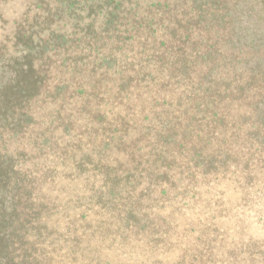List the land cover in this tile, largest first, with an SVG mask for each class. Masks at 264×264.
<instances>
[{
    "label": "rangeland",
    "instance_id": "374dc122",
    "mask_svg": "<svg viewBox=\"0 0 264 264\" xmlns=\"http://www.w3.org/2000/svg\"><path fill=\"white\" fill-rule=\"evenodd\" d=\"M153 1L0 0V79L33 47L40 84L0 132L31 257L0 264H264V0Z\"/></svg>",
    "mask_w": 264,
    "mask_h": 264
},
{
    "label": "trees",
    "instance_id": "16d2710c",
    "mask_svg": "<svg viewBox=\"0 0 264 264\" xmlns=\"http://www.w3.org/2000/svg\"><path fill=\"white\" fill-rule=\"evenodd\" d=\"M230 1L231 0H197L195 2V8L197 9L196 18H203L205 23H206V21L207 22L212 21L208 18L209 17L210 18H216L217 16L220 15V13L217 11H214V10L210 11L207 8L210 7L211 4L212 5H226L228 3H231ZM192 2L194 3L193 0H192ZM161 3H162L161 1L156 0L155 2L153 1L151 3V6H156L155 10H159ZM162 7L164 8L161 10L162 13L166 12L167 11V9H166L167 4L163 5ZM195 22L197 23V20H195ZM165 31L167 32L166 35H171V31H169L168 28ZM44 44H45V42H44ZM32 48L33 47H31V49L28 47L24 48L21 51V55H20L22 57H16L18 59V61H19V59H22V58H24V61L14 62V65H16V66L14 68H12V73L15 76V78H14L15 79L14 81H16L15 83H11L13 81L10 82L9 80H5V82H3L0 79V132L2 129L6 128V129H9V130L13 131L14 133H16L19 131V129L21 127H23L25 125V122L27 121V117H28L27 113H25V117H19L20 115H24V113L21 110H19V108L21 107V105H23V103L25 102L26 99L29 100L30 98H32L37 93V91L39 89V85H40L39 80L37 79V78H39L38 75H36V76L33 75V77H31V74H30V77L29 76L26 77V75H25L26 71H25V69H23V66H25V63H26V65L28 64V66L30 67L27 70L28 72H30L32 70L33 71L36 70V68L33 67V66H35L34 59L37 57V56H35L36 54H38V56H39V51H35ZM41 55L44 56L45 52ZM9 57H13V56H9ZM22 72H23L25 78H30L29 83L31 84V90L29 92H28L27 86H25L24 88L19 87V83H20L19 76L21 75ZM17 79H19V80H17ZM19 89L20 90L23 89V91H25V92H23V96H16V93L18 92ZM10 90L12 91V96L9 97V95H7V94L10 92ZM7 156H10V155H7V153H5V152L0 154V169L3 167L2 163H5V160L10 161V158H7ZM4 167H8L9 170L11 168L12 173H16V174L19 173L16 165H12V163L9 164V162H8L6 165H4ZM13 169H14V171H13ZM4 170L6 172V174H5V177H6L7 174L9 173V170L7 168H5ZM13 178L14 177H12V176L9 177V179L14 180L12 182L14 184V185H12V187L15 186V188L19 189L18 186H20V181H21L20 176L18 175L16 177V179H13ZM15 196H17V195H11L10 193L8 194L9 199H11V198L16 199ZM6 203L10 204V201L8 199H3L2 203L0 204L1 213L6 214V215L2 214L6 218L0 219V221H2V223H6V226L5 225L0 226V240L3 242V247H5L6 254H8V259L13 260V257L21 256V259L19 261L17 259V261H16L17 263H21L22 261L24 262L23 259L25 256H28L30 254V257H31V252H29V250L26 249L27 247L24 249L21 242H20L21 245L17 243L18 239L20 237V230L23 228V225H20V228L16 227L15 225H8L9 223L11 224V222L14 223V220L16 221L17 219L12 218L13 212L16 211V208L13 206L10 207V205H6ZM7 207L11 208V212H12L11 220H10L9 212L6 213ZM16 216H17V213H14V217H16ZM5 220L8 221V224H7V222H5ZM7 243L9 244L8 247H7ZM15 243H17V244L15 245ZM17 250H19V252H17ZM13 252L15 254L16 253L17 254L16 255L14 254L15 255L14 256ZM20 252H22V253H20ZM8 259H6V257H5V262ZM38 262L39 261H34V259H29L25 262V264H28V263L29 264H38Z\"/></svg>",
    "mask_w": 264,
    "mask_h": 264
}]
</instances>
